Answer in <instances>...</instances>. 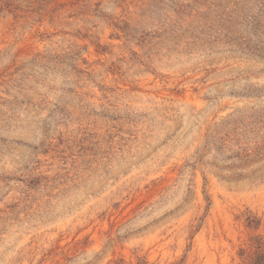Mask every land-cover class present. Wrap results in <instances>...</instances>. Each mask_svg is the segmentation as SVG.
<instances>
[{
    "label": "rangeland",
    "instance_id": "1",
    "mask_svg": "<svg viewBox=\"0 0 264 264\" xmlns=\"http://www.w3.org/2000/svg\"><path fill=\"white\" fill-rule=\"evenodd\" d=\"M259 244L264 0H0V264Z\"/></svg>",
    "mask_w": 264,
    "mask_h": 264
},
{
    "label": "trees",
    "instance_id": "2",
    "mask_svg": "<svg viewBox=\"0 0 264 264\" xmlns=\"http://www.w3.org/2000/svg\"><path fill=\"white\" fill-rule=\"evenodd\" d=\"M256 247V250L249 257V262L247 264H264V248L261 244Z\"/></svg>",
    "mask_w": 264,
    "mask_h": 264
}]
</instances>
